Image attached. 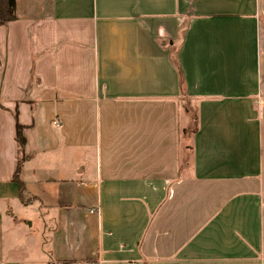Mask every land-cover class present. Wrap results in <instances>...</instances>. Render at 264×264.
<instances>
[{"label": "crops", "instance_id": "obj_1", "mask_svg": "<svg viewBox=\"0 0 264 264\" xmlns=\"http://www.w3.org/2000/svg\"><path fill=\"white\" fill-rule=\"evenodd\" d=\"M89 262L264 264V0H16L0 264Z\"/></svg>", "mask_w": 264, "mask_h": 264}, {"label": "trees", "instance_id": "obj_2", "mask_svg": "<svg viewBox=\"0 0 264 264\" xmlns=\"http://www.w3.org/2000/svg\"><path fill=\"white\" fill-rule=\"evenodd\" d=\"M16 19V0H0V26L7 25L9 22ZM17 139L19 142V150L23 154L25 138L22 135V127L19 125L17 129ZM21 169V161L15 172V179L19 182L20 197L23 202L27 203L26 195L24 193V184L20 180L19 173Z\"/></svg>", "mask_w": 264, "mask_h": 264}, {"label": "rangeland", "instance_id": "obj_3", "mask_svg": "<svg viewBox=\"0 0 264 264\" xmlns=\"http://www.w3.org/2000/svg\"><path fill=\"white\" fill-rule=\"evenodd\" d=\"M181 117H182V121L185 119V118H187L188 119V115H185V112L183 113L182 112V115H181ZM186 119V120H187ZM54 121H57V120H54ZM54 121H53V123H54ZM59 123V122H58ZM55 124V123H54ZM57 125V124H56ZM191 131V130H190ZM185 138L186 137V135H185V133H184V131H182V138ZM187 139V138H186Z\"/></svg>", "mask_w": 264, "mask_h": 264}, {"label": "built area", "instance_id": "obj_4", "mask_svg": "<svg viewBox=\"0 0 264 264\" xmlns=\"http://www.w3.org/2000/svg\"><path fill=\"white\" fill-rule=\"evenodd\" d=\"M55 124L59 125L58 121H54ZM88 264H100L98 262H89Z\"/></svg>", "mask_w": 264, "mask_h": 264}]
</instances>
